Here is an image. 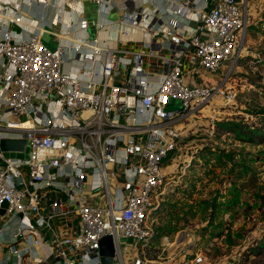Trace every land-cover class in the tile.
Listing matches in <instances>:
<instances>
[{
	"label": "built area",
	"instance_id": "built-area-1",
	"mask_svg": "<svg viewBox=\"0 0 264 264\" xmlns=\"http://www.w3.org/2000/svg\"><path fill=\"white\" fill-rule=\"evenodd\" d=\"M9 8L0 12L4 25H23L18 7ZM150 12L124 7L123 34L165 35L176 49L76 41L72 52H84L83 63L67 70L62 33L54 50L41 34L16 40L6 29L0 37V142L27 141L24 152L0 149V223L21 218L0 264H103L100 243L108 236L112 264H151L144 256L154 234L149 219L170 180L166 163L178 151L181 125L227 96L230 75L216 81L200 73L216 77L240 62L249 16L239 0H181ZM175 15L196 25L180 33ZM4 237L0 229V243ZM123 244L135 251L130 262Z\"/></svg>",
	"mask_w": 264,
	"mask_h": 264
},
{
	"label": "rangeland",
	"instance_id": "rangeland-1",
	"mask_svg": "<svg viewBox=\"0 0 264 264\" xmlns=\"http://www.w3.org/2000/svg\"><path fill=\"white\" fill-rule=\"evenodd\" d=\"M239 1L249 16L240 62L216 77L200 73L230 75L232 98L217 97L181 125L170 180L149 219L151 264H264V0ZM122 251L130 262L135 251Z\"/></svg>",
	"mask_w": 264,
	"mask_h": 264
},
{
	"label": "crops",
	"instance_id": "crops-1",
	"mask_svg": "<svg viewBox=\"0 0 264 264\" xmlns=\"http://www.w3.org/2000/svg\"><path fill=\"white\" fill-rule=\"evenodd\" d=\"M181 0H102L101 5L96 4V0H48L47 5L31 3L30 0H0V12L10 11L7 7H18L21 16H23V25H11L7 28L0 17V37L10 29L15 32V39H26L34 34H41L48 37V41L58 42V34H64L65 44L68 47L67 70L79 69L83 63V54L76 55L72 52V44L76 41H89L103 49L137 50L146 45H161L163 49H176L177 46L171 43L165 35L159 38H149L148 35L133 32L129 36L123 34L122 11L124 7H136L145 9L151 13L154 5L165 12L171 8L172 2ZM9 8V9H10ZM176 17V18H175ZM173 16L179 20L178 31L187 33L196 24L191 23L189 19ZM151 23L154 27H159L162 23L161 16L151 17ZM82 21L88 22V29L81 28ZM74 42H71V41ZM103 55L99 57V63L102 65ZM86 115L83 114V118ZM26 149V148H25ZM27 150V149H26ZM20 217H13L1 221L0 229L5 235L3 243H0V262H4L8 254V241L15 235L20 228ZM23 248V245H20ZM37 251L42 255V250L38 247ZM29 259L25 264H29ZM39 264H58L55 262H43Z\"/></svg>",
	"mask_w": 264,
	"mask_h": 264
},
{
	"label": "water",
	"instance_id": "water-1",
	"mask_svg": "<svg viewBox=\"0 0 264 264\" xmlns=\"http://www.w3.org/2000/svg\"><path fill=\"white\" fill-rule=\"evenodd\" d=\"M26 140L4 139L0 142V149L3 152H24ZM5 215V210H0V216ZM132 243V240H129ZM101 261L103 264H112L115 257V248L112 237H105L100 243Z\"/></svg>",
	"mask_w": 264,
	"mask_h": 264
}]
</instances>
